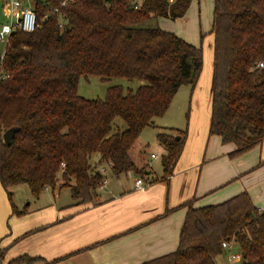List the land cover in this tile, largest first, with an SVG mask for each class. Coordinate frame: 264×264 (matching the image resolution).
<instances>
[{
    "label": "trees",
    "instance_id": "1",
    "mask_svg": "<svg viewBox=\"0 0 264 264\" xmlns=\"http://www.w3.org/2000/svg\"><path fill=\"white\" fill-rule=\"evenodd\" d=\"M131 1L31 0L36 28L16 29L0 41V185L13 214L26 212L11 200V188L22 183L34 197L46 188L69 187L79 205L97 199L102 168L113 177L149 175L135 165L130 148L166 112L180 86L195 88L203 52L172 30L141 25L149 18H180L192 0H141L138 7ZM209 33L207 133L233 143L229 154L239 156L264 139V66L258 65L264 64V0H212ZM89 74L144 82L126 90L111 85L104 98H86L77 84ZM116 117L124 121L122 129L114 125ZM12 126L18 130L6 144L2 135ZM170 129L156 134L165 153L162 175L152 182L172 175L183 150L187 123ZM191 202L175 207L187 206L176 248L138 264H218L223 241L238 245L240 264H264V208L246 191L214 204ZM38 259L22 254L9 264Z\"/></svg>",
    "mask_w": 264,
    "mask_h": 264
},
{
    "label": "crops",
    "instance_id": "2",
    "mask_svg": "<svg viewBox=\"0 0 264 264\" xmlns=\"http://www.w3.org/2000/svg\"><path fill=\"white\" fill-rule=\"evenodd\" d=\"M199 4L200 0H192L185 15L173 19L178 25L174 32L193 44L199 34L192 25L193 16L188 23L187 14L194 8L195 15ZM187 28H192L190 33ZM210 38L212 44L211 33L206 45ZM201 75L190 91L187 138L167 180L154 181L140 190L135 188L136 173L119 177L107 173L94 203L59 202L54 190L46 188L39 195L40 203L21 207L14 203L19 210H26L20 215L13 214L11 206L1 200L0 264H9L22 254L39 257L33 264L59 257L56 264H138L176 248L187 206L175 207L185 200L192 199L191 204L197 207L246 191L257 207L264 208V139L241 155L230 156L233 143L208 135L210 87L201 83ZM134 144L130 155L135 165L152 169L145 146L135 149ZM102 169L110 172L107 167ZM145 176L154 179L161 175L151 176L146 171ZM6 214L8 226L3 222ZM227 253L224 250L218 256V264H232Z\"/></svg>",
    "mask_w": 264,
    "mask_h": 264
},
{
    "label": "rangeland",
    "instance_id": "3",
    "mask_svg": "<svg viewBox=\"0 0 264 264\" xmlns=\"http://www.w3.org/2000/svg\"><path fill=\"white\" fill-rule=\"evenodd\" d=\"M197 9V13L194 15V8L191 9L192 13L187 14L188 23L189 18L192 15V25H195V30L203 32V38L200 39L199 35H196V45H201L203 52V69L201 75V83H204V86L207 85V88L210 87L211 80V61H212V44L211 38L209 39L207 45L205 44L206 36L209 34L208 29L211 23L212 17V0H200V4ZM175 20L170 18L158 17V18H149L145 20L141 25L146 27L159 26L164 29L177 31L178 25H176ZM9 23V12L6 6L0 1V28L3 24ZM184 27V24H183ZM192 28H187V31L190 33ZM208 33V34H207ZM202 40V42H201ZM208 69V71H207ZM208 72L207 78L206 73ZM144 80L142 79H127L125 77H110L109 79L102 80L98 75L89 74L87 76H81L78 80L77 91L80 95L86 98H104L106 93V88L111 85H121L125 90L126 89H136ZM189 97H190V85H182L177 90L174 98L172 99L166 112L155 118L154 125L146 126L139 134L138 138L135 141L134 148L137 149L140 144L144 145L147 156L149 157L150 169L149 175L156 176L162 175V165L161 160L162 156L165 153L164 149L158 144L156 139V134L160 132L173 133L170 129L171 127H176L183 129L186 126L187 121H190V108H189ZM188 114V115H187ZM187 117V118H186ZM114 125H119L120 129L125 126V123L119 117L114 119ZM114 131V129H113ZM158 151V152H157ZM157 154L156 157H150V153ZM133 153H135L133 151ZM138 154V153H137ZM96 156L93 155L91 161H94ZM109 170V169H107ZM109 172H106V174ZM124 176V175H122ZM131 178V177H130ZM109 180L112 178H108ZM130 180V179H129ZM12 193V202L18 206H23L28 202L34 204L35 202L40 203L42 197L39 196L35 198L31 195L30 190L27 184L22 183L11 188ZM59 191V193H58ZM55 197L58 198L57 201L64 203L71 202L70 190L69 187H63L61 189L54 190ZM60 194V198L58 197ZM44 198V197H43ZM7 202L10 207V201L2 187H0V206L2 201ZM6 204V203H5ZM3 222L6 226L9 225L8 214L4 216ZM232 253L237 252L238 245L234 242L231 243ZM227 249V248H226ZM241 261V260H240ZM240 261H235L234 264H240Z\"/></svg>",
    "mask_w": 264,
    "mask_h": 264
},
{
    "label": "built area",
    "instance_id": "4",
    "mask_svg": "<svg viewBox=\"0 0 264 264\" xmlns=\"http://www.w3.org/2000/svg\"><path fill=\"white\" fill-rule=\"evenodd\" d=\"M9 12V23H5L0 28V41L6 42L7 37L14 30L33 31L37 26V16L31 5V0H0ZM141 0H132L134 7H138ZM172 1V0H170ZM19 18V19H18ZM260 67L264 66L263 62H259ZM157 154L151 153L150 157L154 158ZM153 179L149 176H139L135 179V188L144 189L152 183ZM232 241H223L222 247L227 251V260L230 263L241 260L240 252L232 253ZM227 248V249H226Z\"/></svg>",
    "mask_w": 264,
    "mask_h": 264
},
{
    "label": "water",
    "instance_id": "5",
    "mask_svg": "<svg viewBox=\"0 0 264 264\" xmlns=\"http://www.w3.org/2000/svg\"><path fill=\"white\" fill-rule=\"evenodd\" d=\"M152 122H153V120H152ZM17 130H18L17 126H12V127L8 128L7 130H5L3 135H2L3 141L6 144H9L11 142L13 135L15 134V132H17Z\"/></svg>",
    "mask_w": 264,
    "mask_h": 264
}]
</instances>
